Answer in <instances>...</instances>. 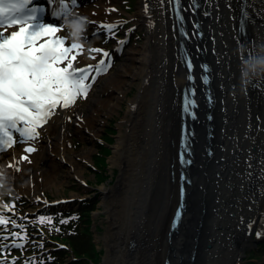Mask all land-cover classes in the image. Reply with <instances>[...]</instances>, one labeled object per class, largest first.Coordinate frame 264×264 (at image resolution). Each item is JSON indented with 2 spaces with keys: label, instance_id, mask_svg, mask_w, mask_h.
Listing matches in <instances>:
<instances>
[{
  "label": "bare ground",
  "instance_id": "obj_1",
  "mask_svg": "<svg viewBox=\"0 0 264 264\" xmlns=\"http://www.w3.org/2000/svg\"><path fill=\"white\" fill-rule=\"evenodd\" d=\"M199 1L205 10L222 8L227 25L235 31L232 33L233 40L236 37L234 42L227 38V30L223 32L214 24L210 26L208 19L200 18L207 24L206 27L203 24L204 29L213 32V42L221 48L223 60L228 62L233 74L227 75V67H221L224 69L223 83L219 80L217 87L223 93L226 92L228 84H238L240 91L244 90L242 94L248 106L247 97L251 96V89L247 87L248 84L243 88L241 86V64L248 56L256 53L260 44H264V0ZM92 5L91 9L75 7L72 12L88 18V30L103 31L104 29L100 28L102 23L114 24L120 21L113 18L116 9L111 4L97 0ZM186 5L192 30V25L195 24L193 0H186ZM171 6L172 0H140V6L132 18L136 23L144 24L145 44L139 48L132 47L125 54V61L121 62L113 73L98 74L100 77L86 110L79 111L74 104L68 108L58 107L55 114L37 129L41 137L40 148L35 147L34 152L26 153L24 149L32 146L25 144L11 153L2 151L0 165L7 169L10 182L19 190H27L40 182L53 181L59 165L66 161L65 155L71 149L70 123L75 122V132L85 136V129L96 126L98 121L103 122L121 108V102L127 98L126 88L136 83L138 93L126 99L127 112L120 123L121 132L115 136V142L112 144L113 162H121L122 172L116 186H110L102 193L106 201L105 207L110 219L112 218L111 242L108 244L106 264H137L138 255L133 253L131 247L136 240L142 241L147 237L148 227L145 225L147 221L144 219V213L149 207L155 186L154 177L158 175L155 170L158 164L154 158L156 151H161L163 158L170 153L166 163L167 181L162 196L164 198L161 199L160 210L153 222L156 233L162 230L165 243L162 252L160 250L152 254L145 264H166L167 259L172 264H187V250L197 256L198 260L202 258L195 264H243L244 249L252 242L251 233L259 225V233L264 235V134L257 125V119L248 118L253 114L247 107L245 111L240 108L241 116L235 118V126L231 123L222 126L228 122L226 117L233 114L228 98L232 91L226 92L225 123L219 128L218 138L209 142L204 136L205 132H201V127L197 130V150L203 153L210 143L216 147L218 154L206 170L208 181L199 182V199L191 200L182 224L175 231H171L173 216L179 203L177 150L181 128L180 100L183 90L189 85V75L183 67V62L179 60L181 66L177 63L168 65L166 60V46L171 43L174 35L166 14L167 8L171 10ZM243 11L247 14L245 20L248 27L245 34L238 35ZM4 31L7 34L13 30ZM175 33L179 37L177 28ZM56 36L60 37V31ZM224 40L229 44L225 43L226 48L223 50ZM233 45L237 51L232 50ZM83 61H86L85 58ZM167 70L172 72L173 85L170 89L164 82ZM171 89L178 95L173 105L170 103ZM201 93L200 90L198 100L202 99ZM124 125H128L127 128ZM199 133L201 135L198 136ZM87 138L91 145H94L93 137L87 135ZM91 150L88 148L80 154V159H88ZM24 156H28V159L22 160ZM32 164L37 166L35 173L24 177L23 174ZM80 164L76 165L81 166ZM75 169L70 166L69 173L78 176L79 173ZM211 170L213 175H210ZM68 194V198L73 199L90 197V194L80 191H70ZM65 199L67 198L61 195L50 203L56 204ZM168 200L171 202L169 206ZM229 213L233 217H230ZM166 242L170 243V247ZM132 258L134 261L136 259V262H132ZM139 261L144 263L143 258Z\"/></svg>",
  "mask_w": 264,
  "mask_h": 264
},
{
  "label": "rangeland",
  "instance_id": "obj_2",
  "mask_svg": "<svg viewBox=\"0 0 264 264\" xmlns=\"http://www.w3.org/2000/svg\"><path fill=\"white\" fill-rule=\"evenodd\" d=\"M183 1V11L185 14V20L187 31L191 34V24L188 20V7L186 5V0ZM106 4H111L116 9V14L114 19H119L120 21L115 23V26L111 32H105L89 29L86 33V43L80 45L78 50H74L72 55H76V59L73 61V69L80 67L91 66V73L87 83L91 85L88 92L87 98L83 95L79 96L74 105L77 106L79 111L86 110L88 108V103L90 101V96L95 88L100 77L94 68L98 60H104L105 63L109 62L111 66L107 68L105 74L113 73L116 67L123 61H125V54L133 47H141L146 42V28L142 23H136L132 16L137 11L140 6V0H103ZM83 9H91L92 6L82 7ZM233 13H236L233 11ZM168 20H170V27L173 30V39L169 45L166 46L167 61L168 65L179 64L180 54L178 48V40L176 28L174 25V19L170 8L166 10ZM192 15V14H191ZM232 19V18H231ZM153 22V21H152ZM173 24V26H171ZM235 31H233L234 33ZM60 34L67 38V45L72 42L69 41L63 28L60 30ZM192 39V36H191ZM124 41V43H120ZM238 46V44H237ZM93 49H101L109 53V58L103 56V51L95 52ZM77 51L79 54L77 55ZM169 55V56H168ZM71 58V57H70ZM85 58L86 61H83ZM104 58V59H103ZM170 58V59H169ZM67 61L61 66H66ZM181 66V63L179 64ZM167 69V68H166ZM170 69V67L168 68ZM93 78L94 83H93ZM164 82L167 84V88H172L173 79L172 72L167 70L165 74ZM172 90V89H171ZM127 98H132L138 93V88L136 83H132L126 88ZM172 99L170 103L174 104V99L178 98L175 91H171ZM121 102V108L119 107L116 112L109 115L107 119L103 122H97L96 126L85 129V136L79 135L75 132L74 128L76 126L75 122L70 123L69 131L71 133L70 137V150L65 155L66 161H63L57 169L56 176L53 181L49 183L40 182L39 185H32L27 190H19L17 186L12 185V193L8 196L0 199L3 205L7 208L0 207V215L6 219L5 224H0V264H25L28 263V257L31 258L34 255L30 253V249L33 245L42 246L43 248H49L50 251L62 250L66 254L63 258L65 259L64 264H106V258L108 256V244L111 242V229H112V218L107 212L103 198V190L108 187H115L119 175L121 174L122 166L119 162H113L112 158V144L115 142L116 135L121 132L120 123L123 121L124 116L127 112V100ZM128 125H124L127 128ZM123 132L124 129H122ZM87 135H91L94 139V145H91ZM41 137L38 135L34 140H30L27 143L20 142V136L17 135L14 138V143L7 147L6 153H11L18 150L22 145L28 144L32 147L40 148ZM172 145V144H171ZM88 148H91L88 159H80V154L85 152ZM161 151H156L154 153V158L157 160V170L158 175L155 179V186L153 188V193L151 194V200L148 209L145 211L144 215L146 219L147 237L142 241L136 240L132 245L133 253L138 255L137 264H145V261L152 254L158 253L160 250L162 252L163 240L162 230L156 233L154 228V220L156 218L157 212L160 210V202H162L164 195V186H166L167 174V160L169 155L164 158L160 154ZM78 161V162H77ZM119 161V160H117ZM42 166L44 165L43 162ZM77 163H81V166H77ZM70 166L76 168V172L79 173L78 176L71 175L69 173ZM37 169L36 165H31L27 172L23 175L28 177L35 173ZM159 170V171H158ZM81 173V175H80ZM70 191H80L85 194H90L95 202V208L91 211L90 217L87 225V230L91 236V242L93 244L86 246L84 248H89V250H82L78 246L73 244L70 238H76L77 234V224L76 217L74 216H61V227L59 229L58 235L45 234L47 237L44 239V229H41L40 235L34 232L29 236H25L23 232L19 229L26 227L25 224L17 223L14 220L16 218H24L27 214H36L42 216L45 222L49 223L50 218L57 217L56 214L62 211H68L75 209L77 203H63L57 205L55 208H50L46 206V202L49 199L59 198L61 195L63 198H68V193ZM66 196V197H65ZM162 199V200H161ZM264 201V197H263ZM108 202V201H107ZM171 204L170 200L167 201V206ZM230 217H233L229 213ZM86 220V219H85ZM49 227L51 224H47ZM33 228L35 226L31 225ZM45 232V231H44ZM39 236V237H38ZM264 236V235H263ZM251 243L244 249V254L242 256L243 264H264V240L259 233V225L256 230L251 233ZM24 240V241H23ZM167 243V242H166ZM171 243V241H170ZM170 243L168 247H170ZM22 245V246H13ZM24 250L21 254L17 252L18 249ZM5 250H9V253H5ZM131 251V256H132ZM162 254V253H160ZM163 255V254H162ZM162 255L160 257H162ZM187 256V254L185 253ZM130 256V257H131ZM185 256V257H186ZM144 260V263H140L139 259ZM189 259V253L186 260ZM132 262H136L131 259ZM31 264V263H30Z\"/></svg>",
  "mask_w": 264,
  "mask_h": 264
},
{
  "label": "snow or ice",
  "instance_id": "obj_3",
  "mask_svg": "<svg viewBox=\"0 0 264 264\" xmlns=\"http://www.w3.org/2000/svg\"><path fill=\"white\" fill-rule=\"evenodd\" d=\"M48 4L52 6L54 16L63 18L79 6L77 0H48ZM42 11L47 9L36 5L34 0H0V152L14 143V134L20 136L22 143L34 140L39 135L37 129L55 114L58 107L68 108L81 95L87 98L91 87L87 83L91 66L73 69L76 55L72 54L80 45H66L65 39L56 36L63 25L39 23ZM12 27L18 30L6 34L4 29ZM114 27L100 25L109 32ZM103 56L109 58V53L103 51ZM66 61V66L62 67ZM110 66V58L108 63L101 60L96 65L97 74ZM187 67L191 72V60L187 61ZM189 79L194 80V77L190 75ZM203 82L208 83L207 76L203 77ZM189 95L195 96L194 88L185 96L184 111L195 119V113L190 109H194L196 104ZM35 150L33 147L24 149L26 153ZM21 159L27 160L28 156ZM181 162L191 161L182 155ZM0 207L7 208L6 205ZM5 223L6 219L0 215V224Z\"/></svg>",
  "mask_w": 264,
  "mask_h": 264
},
{
  "label": "water",
  "instance_id": "obj_4",
  "mask_svg": "<svg viewBox=\"0 0 264 264\" xmlns=\"http://www.w3.org/2000/svg\"><path fill=\"white\" fill-rule=\"evenodd\" d=\"M194 2L196 4V9L193 17L195 18L194 26L196 28V32L192 30V39L190 38V40L188 38V35L184 32L185 36L184 38H180L179 42V46L181 47L180 57L183 62V67H187L186 60H191L193 68L191 72L189 71V75L194 77V80L188 82L189 85L183 90L180 100L181 128L177 150L179 203L173 216L174 224L171 227L172 231H175L182 224L183 218L185 217V215H187L189 205H191V200L193 201V199L195 200V198L196 200L199 199V182L203 180L202 183H204L209 179V175L207 174L206 170L208 169V165L210 164V162L215 160V156L218 153L216 147L214 145L212 146V144L210 143L206 147L205 151H203V153L197 150L199 146V141L197 139V130H199V128L201 127V132H205L204 136L209 142L218 138L219 128L221 127V124L223 122L225 123L224 114L225 111H227V103L225 101V98L227 96L226 92L232 91L230 92L231 94H228V98L229 101H231L230 106L233 108V114L226 117L228 118V122L222 126H226L228 123H231L233 126H235L237 122L235 121V118H240L241 109L242 111H245V107H247L251 111V114H253L248 118H256L258 122L257 125L264 134V76L253 79V81L247 85V87L251 89V96L249 95L247 97V99L249 100L248 106L245 102V96H243L242 94V91L244 90L240 91L238 84H228L226 92L221 93L220 88L217 87L219 80H222L223 83L222 71L224 69H221V67H227V75L229 74L231 76L233 74L228 62L223 60V56L220 51L221 48L219 47V45H216L213 42V32L211 30L206 31L204 29L203 24L205 25V27L207 26V24L203 23L200 18H202V20L205 18L208 19L210 26L214 24L216 25L215 27L217 29L222 30L223 32L227 30L226 36L231 41L233 40V30L227 25V20L223 15L222 8L205 10L204 8H202L199 0H194ZM246 17L247 14H245V12L243 11L241 13L238 35L245 34V29L248 27L247 21L245 20ZM177 27L179 31V10ZM233 41H236V37H234ZM225 43L228 42L226 40L222 42L223 50L226 48ZM232 50H236L235 45H233ZM204 76H207L208 78L207 84L203 82ZM193 88L195 89V96L192 97L189 95V99L195 100L196 107L194 109H190V112L195 113V119H193L192 115H190L189 112L184 111L185 96L188 95ZM200 90L202 92V99L198 100L197 95ZM239 104H241V106ZM199 135H201V133H199L198 136ZM182 155L185 160H190L191 162L182 163ZM212 172L213 170H211L210 175H213ZM174 175L175 174L173 173V176ZM196 177H198L197 182L195 179ZM173 181L175 182L174 177ZM197 183L198 185L195 186V184ZM187 251L190 255V251ZM201 259L199 258L198 260L197 256L191 254L189 256V259H187V264H191L192 262H194L195 264L197 263V261L200 262ZM166 264L172 263L169 259H167Z\"/></svg>",
  "mask_w": 264,
  "mask_h": 264
},
{
  "label": "trees",
  "instance_id": "obj_5",
  "mask_svg": "<svg viewBox=\"0 0 264 264\" xmlns=\"http://www.w3.org/2000/svg\"><path fill=\"white\" fill-rule=\"evenodd\" d=\"M95 200L94 199H87L84 200L83 202L79 203L75 209H71L68 211H62L61 215L60 213L56 214L57 217L55 216L54 218H50V222L47 223L45 220L42 218V216L38 215H26L25 219H18L19 222H23L26 224L25 229H22V231L27 234L31 235V233H36L38 234V230L40 228L44 229V233L47 234H52L53 235L59 233V229L61 227V216H74L76 217V222L77 224V236L76 238H70L71 241H73V244L81 248L82 250H89V248H84L86 246H91L93 242H91V236L89 231L87 230V225L86 223L89 220V215L91 211L96 207L95 206ZM86 219V220H85ZM47 224H51L52 226H48ZM31 225H35L36 228H33ZM41 230V229H40ZM40 232V231H39ZM264 246V245H263ZM264 248V247H263ZM30 253H32L34 256L29 259V262L31 264H64L65 259L63 258L66 254L62 250H54L50 251L49 249H43L42 246H35L33 245L30 249ZM23 250L18 251L19 254H21Z\"/></svg>",
  "mask_w": 264,
  "mask_h": 264
},
{
  "label": "clouds",
  "instance_id": "obj_6",
  "mask_svg": "<svg viewBox=\"0 0 264 264\" xmlns=\"http://www.w3.org/2000/svg\"><path fill=\"white\" fill-rule=\"evenodd\" d=\"M63 29L70 42L83 45L88 30V18L70 14L63 18ZM264 76V44H260L255 54L248 56L241 64V86L246 87L253 79ZM12 193L7 169L0 165V199Z\"/></svg>",
  "mask_w": 264,
  "mask_h": 264
}]
</instances>
